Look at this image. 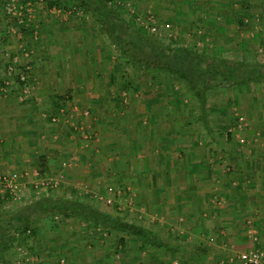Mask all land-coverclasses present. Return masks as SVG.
I'll use <instances>...</instances> for the list:
<instances>
[{
    "label": "rangeland",
    "instance_id": "obj_1",
    "mask_svg": "<svg viewBox=\"0 0 264 264\" xmlns=\"http://www.w3.org/2000/svg\"><path fill=\"white\" fill-rule=\"evenodd\" d=\"M109 6L120 21L141 28L144 36L163 47L193 50L204 60L200 71L207 69L211 59H222L241 66V72H264V0H113ZM87 35L104 40L112 55V61L104 62L109 72L103 71L108 76L113 71L112 78L117 80L112 82L111 92L118 108L104 116L109 129L101 135L99 128L89 132L92 116L85 113V119L72 117L78 121L77 128L67 120V129L62 130L56 124L66 114L62 116L59 107L51 109L50 118L49 111L43 110L47 117L40 112L35 119L38 124L42 121L43 130H32L29 137L39 141L46 133L42 138L46 141L55 134L54 144L58 139L61 147L54 156V170L41 168L38 159L36 177L53 174L57 185L41 194L34 188L37 178L24 181L27 190L18 204L0 196V219L10 221L14 228L40 199L80 198L103 212L144 225L166 247L142 248L131 236H115L92 222L50 210L18 236L10 249L0 252V264H226L217 257L264 248L257 220L254 225H242L244 215L237 220L242 226L226 227L222 222H233L239 212L208 211L209 216L201 217L198 211L199 206L211 209L212 197L218 193L213 166L228 176L244 171L238 163L246 157L264 154V80L244 85L212 80L203 107L185 80L138 63L131 56L144 57V53L137 48L125 53L79 0H5L0 7V77L7 61L19 56L7 47H25L23 58L26 52L29 55L23 61L33 64L29 51L33 47H72L76 38L86 40ZM121 42L131 47L126 40ZM60 57L69 61L67 52ZM1 78L2 88L8 86ZM18 109L21 118L25 111ZM11 114H3L4 120ZM55 116L59 120L53 121ZM115 119L120 127L115 126ZM52 127L55 130L50 131ZM9 140L1 132L0 144ZM69 142L74 145L69 147L71 153L79 150L75 155L62 153ZM1 161L0 174H26L31 169L28 165L8 170ZM69 168L76 169L71 171L75 181H69ZM218 235L225 241L220 247L224 250L211 252L214 248L208 247ZM198 251L204 253L198 256Z\"/></svg>",
    "mask_w": 264,
    "mask_h": 264
},
{
    "label": "crops",
    "instance_id": "obj_2",
    "mask_svg": "<svg viewBox=\"0 0 264 264\" xmlns=\"http://www.w3.org/2000/svg\"><path fill=\"white\" fill-rule=\"evenodd\" d=\"M65 33L67 32L65 31ZM64 36H67V34ZM85 38L86 40L83 37L80 39L76 38L72 47H33V49L29 50L31 51L30 54L33 62L32 72L34 75V91L31 100L22 99V92L19 86L13 85L2 88L0 83V134L1 132H5V134L10 136V140L7 143H4L3 146L0 144V160L4 162L3 166L8 170L13 167L29 165L28 169L31 167L34 171L31 169L26 171L24 181L28 182L29 180L37 178L36 174L38 173L36 167L38 159L40 160L39 164L41 168H47L49 171L54 170L56 166L54 156L56 157L60 153V151L57 152L58 147H61L57 144L58 139L55 140V144L53 141V135L55 134L48 133V136L53 135L46 141L43 140L46 138V133L41 136L39 141H35L28 135L32 130L35 132L37 130L39 133L40 131L42 132L43 126H40L42 121L39 120L38 124L35 119V117L40 115V112L44 116L45 112L43 110L49 111L48 118H50L53 114L51 113V109H54V107L57 106L60 110H66V116L56 124L60 129L66 130L67 120L73 121L72 126L75 128L77 127L75 123H78V121L73 120L72 117L81 115L85 119V113L88 111L92 116V122L88 127V131L94 132L91 129L97 130L99 128V134L101 135L103 131H108L110 126L104 116L111 115V112L113 113L118 108L115 101L113 102L116 97L111 92L112 82L114 80L117 82V80L112 78L113 71L110 73V76L103 72L106 71L104 64L112 61V55L109 53L110 50L105 45L104 40H99V37L87 35ZM21 48L7 47L8 50L21 56L23 60L27 58L26 56L23 58V51L26 48ZM64 52H67L69 55V61L66 63V60H61L60 57ZM106 72L108 73L109 71ZM1 79L3 80V78ZM56 98L59 99V104L55 103L54 100ZM73 105H77L78 107H73ZM18 107H20L21 111H25V114L21 118L18 114ZM60 107H65V109ZM75 108L81 109L80 111L82 113L77 112V110L75 111ZM7 112L12 114L10 118L4 120L3 114L6 115ZM114 124H116L115 126H121L116 119ZM53 129L55 130L52 127L50 131ZM60 135L62 137V133ZM95 135L97 136V132ZM70 144L72 142L67 143V151H61L62 153L65 152L66 156L75 155L79 151L77 150L71 153L69 147H73L74 145ZM256 145L259 147L260 143ZM80 146L82 147L83 145L81 144ZM36 153H39L40 156L36 155ZM78 164L79 162L76 165ZM168 164L170 166L172 165L170 159ZM238 164L243 166L244 171L241 170L240 173L235 171L234 174L228 176H225L222 169L217 165L216 167L213 166L215 171L212 173V178L216 180L213 185L220 187L216 188L218 193L212 194L213 203L211 204V209H206L207 207L205 206H199L198 211L201 217L209 216L208 211L211 214L218 213V211L220 214L239 212L240 214L238 213L236 215L237 217L232 219L233 222H222L224 226L240 227L239 225L241 223L237 222V220H243V216L245 215L246 218L242 225L251 226L250 223L254 225L257 220L258 223H256V226L259 225L262 229L261 232L264 234V210L262 208L264 207V154L260 153L259 156L254 155L251 159L246 157L242 163ZM166 167L169 171L168 165ZM24 169L27 170L26 168ZM72 170L76 169H67V174L70 176L69 181H75L76 179L71 173ZM229 170L231 171V169ZM224 172L227 174L226 171ZM44 176H50L56 179V176L53 174L47 175V172H44ZM254 214L258 215L254 216ZM247 220H249V223H245ZM224 242L222 237L219 236V239L211 243L208 248L211 250L214 248L211 252L218 251L224 245ZM208 248H205L204 251L206 252ZM210 249H208V252ZM220 250L223 251L224 249L220 248ZM220 250L219 252H221ZM203 253L198 251L196 255L200 256ZM235 254H224L225 257L217 258L220 262L224 261V263L229 264L227 263L228 259Z\"/></svg>",
    "mask_w": 264,
    "mask_h": 264
},
{
    "label": "trees",
    "instance_id": "obj_3",
    "mask_svg": "<svg viewBox=\"0 0 264 264\" xmlns=\"http://www.w3.org/2000/svg\"><path fill=\"white\" fill-rule=\"evenodd\" d=\"M79 1L86 9L93 11L107 34L111 35L112 41L123 46L125 53H130L132 48H137L144 53V57L138 56L137 53L131 56L138 63L144 62L152 70L162 69L185 80L189 85V89L203 107L207 104V94L213 84L212 80L217 79L219 83L227 82L229 85H244L264 80V72L256 69L241 72V66L237 64L230 65L222 59H216L215 61L211 59L207 69L200 71V66L204 61L200 58V55L184 47H163L156 39L144 36L141 28L134 29L132 25L120 21L118 13L114 9H110L109 2L113 0ZM4 2L5 0H0V7ZM119 28L120 31L118 32ZM122 40H126L131 47L124 46ZM54 101L59 104V99L56 98ZM50 210L59 212L65 217H75L92 222L115 236L119 233L131 236L138 240L142 248L146 246H165L164 243L159 241L157 235L144 225L128 221L119 215L103 212L80 198H44L29 207V212L25 213L26 216L21 218V224L17 227L13 228L10 221L5 222L4 219H0V252L10 249L18 236L27 233L33 222ZM33 216H35V220Z\"/></svg>",
    "mask_w": 264,
    "mask_h": 264
},
{
    "label": "built area",
    "instance_id": "obj_4",
    "mask_svg": "<svg viewBox=\"0 0 264 264\" xmlns=\"http://www.w3.org/2000/svg\"><path fill=\"white\" fill-rule=\"evenodd\" d=\"M28 5L31 2L27 3ZM11 11L12 8H9ZM24 23V19L19 20ZM155 30L156 27H153ZM29 52L25 53L28 56ZM5 71L3 72L2 78L3 82L8 86H19L22 94L23 100H31L34 91V75L32 72L33 66L29 61H23L19 56L14 57L12 60L7 61ZM64 114V110L60 111ZM88 113V111H86ZM61 114V115H63ZM59 118L57 116L53 117V121H57ZM77 128V127H75ZM88 135H86L87 137ZM64 166L67 162L63 163ZM26 174L24 172L13 171L4 172L0 174V196L9 201L12 204H18L26 193L24 182V177ZM38 175V174H37ZM62 176V175H60ZM57 185V180L54 177H38L34 182V188L37 193L45 194L48 193L51 188ZM111 190V189H110ZM109 202L112 200L109 199ZM29 231V230H28ZM227 263L231 264H264V248L248 249L245 251L238 252L232 255Z\"/></svg>",
    "mask_w": 264,
    "mask_h": 264
}]
</instances>
